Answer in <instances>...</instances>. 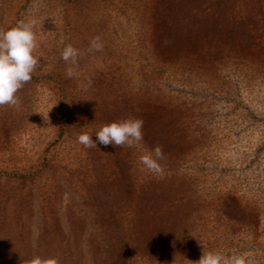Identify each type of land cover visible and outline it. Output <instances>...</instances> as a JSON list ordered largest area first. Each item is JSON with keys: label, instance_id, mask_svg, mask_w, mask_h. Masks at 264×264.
Instances as JSON below:
<instances>
[{"label": "rangeland", "instance_id": "1", "mask_svg": "<svg viewBox=\"0 0 264 264\" xmlns=\"http://www.w3.org/2000/svg\"><path fill=\"white\" fill-rule=\"evenodd\" d=\"M19 20L39 66L0 106V264H264V0H0V30ZM129 117L139 146L99 144Z\"/></svg>", "mask_w": 264, "mask_h": 264}, {"label": "clouds", "instance_id": "2", "mask_svg": "<svg viewBox=\"0 0 264 264\" xmlns=\"http://www.w3.org/2000/svg\"><path fill=\"white\" fill-rule=\"evenodd\" d=\"M34 20H19L7 30H0V106L9 105L13 108L20 106V100L16 93L32 79V74L39 66L38 58L33 54L38 46L34 31ZM103 47L99 37H94L90 42L91 50H101ZM80 52L72 44L66 45L61 58L72 65L77 63ZM68 78L75 75L74 69L66 70ZM91 81H89V84ZM54 106V105H53ZM52 106V107H53ZM144 121L139 117H129L104 124L96 133L99 144L107 147L129 148L140 145L143 140ZM78 143L85 148L97 147V142L92 139L89 132H82L77 137ZM164 159V152L160 145L146 151L139 157V162L149 173L163 176L164 167L159 163ZM27 264H58L56 258H33ZM196 264H255L248 258V254L233 252L225 255L220 251L209 250L202 253Z\"/></svg>", "mask_w": 264, "mask_h": 264}]
</instances>
